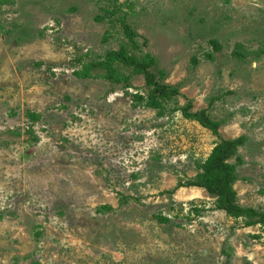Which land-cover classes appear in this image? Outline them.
Listing matches in <instances>:
<instances>
[{"label":"rangeland","instance_id":"374dc122","mask_svg":"<svg viewBox=\"0 0 264 264\" xmlns=\"http://www.w3.org/2000/svg\"><path fill=\"white\" fill-rule=\"evenodd\" d=\"M223 140L264 210V0H0V264H264L190 185Z\"/></svg>","mask_w":264,"mask_h":264},{"label":"trees","instance_id":"16d2710c","mask_svg":"<svg viewBox=\"0 0 264 264\" xmlns=\"http://www.w3.org/2000/svg\"><path fill=\"white\" fill-rule=\"evenodd\" d=\"M129 31H131L130 28ZM116 57L120 59V61L133 66L135 70L145 72L149 82L154 81L155 77L147 70L150 63L146 62V60H140L136 56H126L124 54H119ZM112 63L113 57H110L103 64L98 65L107 68L110 67ZM154 91L157 90L154 89ZM158 93L166 95L169 98L171 97L168 93H164L163 90L158 91ZM133 98L139 100L144 99V97L138 93L134 94ZM156 98V92H152L148 102L151 107H158L159 103L156 101ZM183 115H185L186 118L198 121L202 126L211 130L215 135H218V128L220 126L219 122L208 118L206 113H190L187 109H183ZM237 144V141L232 140H223L220 143H217L211 154L203 163L202 169L204 174L201 176V181L198 183L192 181L190 185L201 186V188H205L211 195H216L220 208L230 217H250L262 222L264 221V210L244 207L237 202V194L233 188V184L238 176L235 167L228 162V159L234 156L235 146ZM197 210L198 209H196V211Z\"/></svg>","mask_w":264,"mask_h":264}]
</instances>
